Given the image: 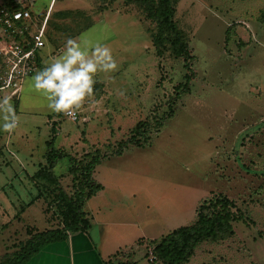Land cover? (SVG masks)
Wrapping results in <instances>:
<instances>
[{
    "label": "rangeland",
    "instance_id": "1",
    "mask_svg": "<svg viewBox=\"0 0 264 264\" xmlns=\"http://www.w3.org/2000/svg\"><path fill=\"white\" fill-rule=\"evenodd\" d=\"M49 3L27 0L25 6L40 17ZM52 3L50 36L40 50L45 64L71 38L109 47L117 67L96 73L100 94L85 97L76 120L47 107L32 87L34 75L24 81L14 109L17 127L0 130V252H16L36 232L65 224L58 186L45 191L43 182L29 178L54 135L57 151L70 156L53 165L66 195H73L81 170L73 174L69 158L72 167L99 158L86 172L105 192L83 209L95 250L92 214L101 213L107 230L121 236L123 247L110 263L151 264V239L193 223L198 204L223 193L251 220L234 222V233L221 241L199 243L183 264H264V0H173V20L192 55L189 69L167 44L170 31L156 55L152 15L159 0ZM184 74L191 75L189 89H176ZM139 120L148 133L130 143ZM36 187L43 193L28 205Z\"/></svg>",
    "mask_w": 264,
    "mask_h": 264
},
{
    "label": "trees",
    "instance_id": "2",
    "mask_svg": "<svg viewBox=\"0 0 264 264\" xmlns=\"http://www.w3.org/2000/svg\"><path fill=\"white\" fill-rule=\"evenodd\" d=\"M126 1L130 2L131 0ZM159 1L160 3L154 11L155 14L152 15V17L158 21V33H156L157 35H155L153 39V44L156 46L157 50L156 55L159 56L163 54V44L165 39L163 33H165V31H170L173 36L167 41V44L171 47L175 57L181 56V58H183L184 67L189 69L188 64L192 59V55L190 54L187 41L180 35L173 20V0ZM2 2L4 1L2 0ZM2 2L0 3L2 4ZM4 3L8 4L6 2ZM27 8L29 10L31 9V7ZM42 16L43 15H41L40 18ZM49 36L50 35L48 34L47 37L49 38ZM55 39L56 37L53 36V40ZM159 46L161 47L159 48ZM43 67H45V65L40 63V68L42 69ZM190 80L191 75L184 74V83H178V85L175 86L177 87L176 89L180 87L189 89L187 83H189ZM98 90L99 84L95 83L93 85V94H95L96 97L100 94V91ZM11 99L15 109L18 104V97L14 96L11 97ZM171 113L169 115H171ZM61 114L62 113H57V117ZM77 116L79 117V112ZM145 123V120H139L134 127L131 128V136H129L130 143H133L134 140H136L137 135L146 137L148 128L143 127ZM53 125H55L54 121ZM51 128L53 129V127ZM53 134H55V131ZM54 137L55 136L53 135L45 142V161L42 164H38L39 167L29 176V178L32 180L35 179V181L39 183L43 182L44 184H42V188L45 191L55 188L56 185L58 186L60 198L64 202L63 215H65V224L62 227L36 232V234L32 236L24 246L20 247L18 251L1 255L0 264H26L32 256L40 252L47 245L66 240L69 233L87 232L90 228V218L88 213L83 209V206L86 200L95 196L102 189V184L94 182L91 175L87 174L86 170L89 169L91 163H98L99 158L95 159V161V157L93 158L92 156L88 162L77 161V167H72V164L75 163V159L73 157L69 158L70 163H68L71 165V172L75 174L79 171L78 166L81 170L75 176L77 177L76 190H74L73 195H66L59 187V176L53 171V165L55 161L70 156L65 151L62 153L57 151L53 144ZM95 153H99L98 150H95ZM121 153V150H115L114 153L112 152V154L117 156ZM93 165L94 164H92V166ZM36 189V194H34V196H32L27 202L28 205L33 204L37 199H40V195L43 191L39 187H36ZM195 212L196 218L193 223L189 225H179L162 235L160 238L151 239V252L154 256V258L151 259V264H183L193 255L194 249L199 243L203 241H221L234 233V222L240 221L246 223L247 219L251 220L246 213L242 214L237 208L235 202L223 193L212 194L211 196L204 198L196 207ZM117 251H119V249L108 257L106 260L107 264H112L110 263V260L117 257Z\"/></svg>",
    "mask_w": 264,
    "mask_h": 264
},
{
    "label": "clouds",
    "instance_id": "3",
    "mask_svg": "<svg viewBox=\"0 0 264 264\" xmlns=\"http://www.w3.org/2000/svg\"><path fill=\"white\" fill-rule=\"evenodd\" d=\"M42 17L47 14V24L51 5ZM41 17V18H42ZM32 77V87L48 101L47 107L54 113H62L75 118L85 97L93 94V85L97 72H111L117 65L109 47L96 43H78L69 38L62 52L53 57ZM11 97L0 99V130L11 132L17 127L19 118L10 103Z\"/></svg>",
    "mask_w": 264,
    "mask_h": 264
},
{
    "label": "built area",
    "instance_id": "4",
    "mask_svg": "<svg viewBox=\"0 0 264 264\" xmlns=\"http://www.w3.org/2000/svg\"><path fill=\"white\" fill-rule=\"evenodd\" d=\"M25 1L0 3V96L8 92L6 96L18 97L24 81L35 75L42 63L40 50L45 44L47 14L36 16ZM77 115L69 118L76 120Z\"/></svg>",
    "mask_w": 264,
    "mask_h": 264
},
{
    "label": "crops",
    "instance_id": "5",
    "mask_svg": "<svg viewBox=\"0 0 264 264\" xmlns=\"http://www.w3.org/2000/svg\"><path fill=\"white\" fill-rule=\"evenodd\" d=\"M47 35L46 32L45 42L48 41ZM114 169H112V171H114ZM102 187L103 189L99 191L97 196L95 195L96 197H102L105 192V186L102 185ZM111 203L112 202H109V204L104 205V207L110 208ZM96 213H98V211H96ZM100 214L101 213L97 216L91 215V228L95 227L98 231L96 234L97 250H95L96 245L92 243L94 240L90 234V229H88L87 232L69 233L66 240L47 245L40 252L32 256L26 264H107L106 260L108 257L123 246L119 245L118 241L121 236L107 230L109 226H106L109 225V223H107V220H102L103 215L100 216ZM103 228H106V230ZM110 247H112V249L108 250ZM103 249H107L109 252L104 253ZM4 252H0V256L3 255Z\"/></svg>",
    "mask_w": 264,
    "mask_h": 264
},
{
    "label": "bare ground",
    "instance_id": "6",
    "mask_svg": "<svg viewBox=\"0 0 264 264\" xmlns=\"http://www.w3.org/2000/svg\"><path fill=\"white\" fill-rule=\"evenodd\" d=\"M53 4V3H52ZM52 6V5H51Z\"/></svg>",
    "mask_w": 264,
    "mask_h": 264
}]
</instances>
